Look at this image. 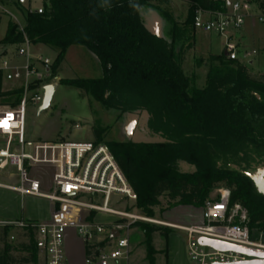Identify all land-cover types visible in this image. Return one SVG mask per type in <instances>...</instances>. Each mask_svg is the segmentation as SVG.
I'll use <instances>...</instances> for the list:
<instances>
[{"label":"trees","instance_id":"16d2710c","mask_svg":"<svg viewBox=\"0 0 264 264\" xmlns=\"http://www.w3.org/2000/svg\"><path fill=\"white\" fill-rule=\"evenodd\" d=\"M252 1L264 12V0ZM186 2L187 23L193 28L199 9H227L225 0ZM43 5V13L27 10L23 29L10 19L2 45L20 44L27 38L33 44L57 49L51 65L53 77L69 47L88 48L96 55L103 76L62 78L60 82L109 108L146 109L153 121L160 123L154 129L164 130L168 142L144 145L148 162L142 160V151L141 156L134 155L125 143H107L138 195L137 206L150 215L161 204L160 197L166 195L170 206L202 208L211 189L223 183L231 189V203L240 202L248 209L250 228L264 232V194L248 175L256 162H264V92L227 80L214 82L208 89L192 86L176 62L174 42H166L145 24L141 16L145 0H43ZM222 58L227 59L224 54ZM229 61L235 63L239 79L251 81L245 65ZM92 131L94 143H101V130L93 126ZM178 147L188 150L187 159L197 166L195 172L180 176L168 173L167 160L180 156ZM167 151L177 152L167 156ZM161 157L167 158L166 163L160 162ZM132 227L143 231L151 255L153 234H169L168 228L143 221ZM18 233L26 240L20 243L26 255L15 256L9 247L0 248V264H38L41 247L35 227L0 228L3 241H17ZM85 250L88 256L87 246Z\"/></svg>","mask_w":264,"mask_h":264},{"label":"built area","instance_id":"2783aa9c","mask_svg":"<svg viewBox=\"0 0 264 264\" xmlns=\"http://www.w3.org/2000/svg\"><path fill=\"white\" fill-rule=\"evenodd\" d=\"M254 4L252 0L230 3L223 12L199 9L194 28L223 37L227 59L240 61L241 52L233 35L241 29ZM28 10L43 13L44 5L28 7ZM259 20L264 21V16L260 14ZM33 45L25 38L23 43L0 51V188L15 191L21 196L45 198L58 207L50 222L37 224L25 218L0 220V228L35 227L44 253L42 264H68L65 231L69 227L76 228L85 241L89 253L86 264H128L132 225L137 221L154 220L131 209L121 211L111 207L114 197L135 203L138 195L108 145L26 137L29 107L41 105L45 85L59 83L58 78L52 76L53 62L35 53ZM255 54V50L245 51L242 56L250 60ZM19 58L24 61L19 62ZM41 167L53 170L51 192L43 190V179L34 174L35 169ZM85 212L118 218L111 223H100L96 218L86 217ZM203 220V223L193 225L166 223L187 233V251L193 264H238L261 260L200 243L201 238H208L264 250V244L252 238L248 209L240 202L231 203L229 187L218 188L215 197L206 201ZM113 229L119 231V236L111 237Z\"/></svg>","mask_w":264,"mask_h":264},{"label":"rangeland","instance_id":"374dc122","mask_svg":"<svg viewBox=\"0 0 264 264\" xmlns=\"http://www.w3.org/2000/svg\"><path fill=\"white\" fill-rule=\"evenodd\" d=\"M244 0H227V2H242ZM21 3V4H19ZM229 3V4H230ZM43 6V0H0V51L5 48L1 40L4 38L7 24L13 19L21 29L25 26L28 7L37 8ZM188 3L186 0H145V6L141 10V16L154 33L170 43L174 42V56L182 73L189 78L192 86L199 89L213 87L214 82L235 81L237 85L250 86L253 89L264 92V21L259 20L260 11L257 5H253V11L245 18V22L240 30L243 48L247 51H257L250 59L254 63L250 64L240 55L241 62L246 66L249 73L250 82L239 79L235 74V63L222 58L224 40L218 36L204 37L199 30L195 31V37L199 45L201 40H205L212 47L218 59H212V53L207 48H196L194 45L193 25L187 23ZM264 16V12H261ZM204 37V38H203ZM33 51L49 58L53 63L57 56V49L38 43L34 44ZM16 46H14V49ZM23 62V58L18 59ZM53 65V64H52ZM53 73V72H52ZM59 76V77H57ZM103 76V69L96 55L88 48L79 45L69 47L65 61L60 70L55 73L58 78V89L51 102L49 109L38 113V108L29 107L25 134L31 140H51L56 142L86 143L95 142L92 127L95 126L102 133L101 143L108 142L125 143L134 155H140L142 160L148 162L143 152L145 144H160L168 142L164 136V130H156L159 122H154L151 113L146 109L134 108H109L89 94L62 84V78H99ZM142 146V147H141ZM153 149V147H152ZM180 156L173 157L177 151H167V156L161 157L160 162L167 160V167L170 174L177 176L191 174L197 170V166L190 162L188 150L178 147ZM183 149V150H182ZM164 151V150H159ZM162 153V152H161ZM149 155V153H148ZM138 157V159H141ZM141 160V161H142ZM147 170L144 169V172ZM51 168H36L34 174L43 179L45 192L52 191ZM248 175L256 183V189H264V162H256L253 168L248 171ZM252 179V180H253ZM253 180V181H254ZM8 183V180H3ZM255 183V182H254ZM226 187L223 183L211 189L209 199L214 198L216 190ZM262 193V192H260ZM263 194V193H262ZM161 204L152 209L149 215L144 208L138 207L135 203L114 197L111 207L124 211L131 208L136 213L154 220V222L143 221L150 225L168 228V236H163L161 232H155L152 236V247L154 252L146 244V236L138 227L130 229V249L128 264H193L187 251V233L168 224L193 225L201 224L203 220V207L193 206H170L169 198L166 195L160 197ZM58 205L51 200L34 197L21 196L19 193L0 188V220L16 221L24 217L15 219L20 213L27 215L32 212H39L42 215L50 211L47 220L29 219L28 221L41 224L50 222L53 219L54 211ZM130 210V209H129ZM36 214V213H35ZM86 217L100 223L114 222L118 217L106 214H94L85 212ZM6 218V219H5ZM8 218V219H7ZM252 238L264 242L262 231L258 228L251 229ZM264 233V232H263ZM0 235V248H10V252L15 256L26 255L20 243L26 241L21 235L16 234L18 240H2ZM13 241V242H12ZM85 241L79 236L74 227H69L65 231V251L68 264H86ZM38 264H42L44 253L40 248ZM154 259V260H152Z\"/></svg>","mask_w":264,"mask_h":264},{"label":"water","instance_id":"95a60500","mask_svg":"<svg viewBox=\"0 0 264 264\" xmlns=\"http://www.w3.org/2000/svg\"><path fill=\"white\" fill-rule=\"evenodd\" d=\"M58 85L59 83L53 82V83H49L44 86L43 100L37 110L39 114L50 108L51 102L57 92ZM254 182L257 186V183L255 180ZM259 191L264 194V189H259ZM117 236H119V231L117 229H113L111 237H117ZM200 243L202 245L210 246V247L220 249V250H233L237 253L245 254L251 257H257L259 259L261 258V260H249V261L241 262L238 264H264V250H261V249L248 248V247L229 244L226 242L208 239V238H201ZM40 245H41V242H40Z\"/></svg>","mask_w":264,"mask_h":264},{"label":"crops","instance_id":"0c3cea01","mask_svg":"<svg viewBox=\"0 0 264 264\" xmlns=\"http://www.w3.org/2000/svg\"><path fill=\"white\" fill-rule=\"evenodd\" d=\"M226 2H227V0H225ZM253 2V1H252ZM230 2H227V4H229ZM254 3V2H253ZM256 5V4H255ZM258 7V6H257ZM259 9V8H258ZM259 11H260V14H261V10L259 9ZM197 29H195L194 28V31H193V35H194V45H195V47L196 48H202V47H204V48H207L208 49V51H210L211 53H212V55H215V52H213V50H212V47L208 44V42H206L205 40H201L202 42H201V44L199 45V43H198V41L196 40V37H195V31H196ZM240 30L241 29H239L238 31H236L235 32V34L233 35V38H234V41L235 42H237L238 43V45H239V49H240V52H241V55L245 52V51H247V50H245L244 48H243V45H242V41H241V36H240ZM152 31V30H151ZM200 31V30H199ZM154 32V31H153ZM202 33H203V35H205L204 37H206V38H209V37H211V36H218V37H220V38H222L223 40H224V42H223V53L222 54H224L225 56H226V53H225V47H224V44H225V39L223 38V37H221V36H219V35H217V34H215V33H206V32H203V31H201ZM156 33V32H155ZM157 34V33H156ZM203 37V38H204ZM67 55V54H66ZM243 57V56H242ZM65 58H66V56H65ZM65 58H64V61H65ZM227 58V57H226ZM244 58V57H243ZM250 62V64H252V63H254V61L252 60V59H250L249 60ZM240 62H244L242 59L240 60ZM63 63V62H62ZM62 65V64H61ZM61 65H60V67H61ZM60 67H59V69H58V71L60 70ZM57 77H59V76H57ZM50 211L51 210H49V212L48 213H45V214H41V213H37V212H32L31 211V213L29 214H27V215H25L24 216V214L22 213H20V215L18 216V217H16L15 219H18V218H20V217H24V218H29V219H38V220H47L48 218H49V215H50ZM36 213V214H35ZM6 219V218H5ZM8 219V218H7ZM262 234H263V236H264V233L262 232ZM263 244H264V242H262ZM44 259V258H43Z\"/></svg>","mask_w":264,"mask_h":264}]
</instances>
